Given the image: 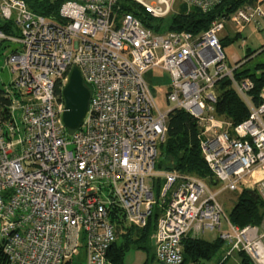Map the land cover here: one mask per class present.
Returning <instances> with one entry per match:
<instances>
[{"label":"built area","instance_id":"obj_1","mask_svg":"<svg viewBox=\"0 0 264 264\" xmlns=\"http://www.w3.org/2000/svg\"><path fill=\"white\" fill-rule=\"evenodd\" d=\"M130 1L153 19L171 9V0ZM118 2L63 0L57 22L22 0H0V20L17 30L0 31V44L14 46L5 58L14 79L0 89V249L7 264H79L81 251L85 264H113L112 213L142 228L155 206L157 263L182 264L183 240L208 231L227 247L225 257L239 253L249 264H264L263 224L232 225L203 180L155 169L168 114L180 109L196 121L203 160L223 190L251 191L264 203V86L255 106L247 97L252 82L234 78L238 65L227 66L219 38L226 26L233 35L247 26L264 32V0L219 17L199 35L154 33L120 13ZM179 2L207 12L222 0ZM75 66L90 96L81 126L71 132L61 123V92ZM152 70L169 77L172 108L165 113L144 78ZM222 79L248 109L236 125L215 115ZM155 179L163 180L158 201Z\"/></svg>","mask_w":264,"mask_h":264},{"label":"trees","instance_id":"obj_2","mask_svg":"<svg viewBox=\"0 0 264 264\" xmlns=\"http://www.w3.org/2000/svg\"><path fill=\"white\" fill-rule=\"evenodd\" d=\"M28 10L47 19H55L60 22L58 10L63 0H22ZM256 0H222V2L207 12L196 8L186 9L179 7V11L164 19H153L146 15L142 8L130 0H119L120 13H130L138 18L143 26L154 33L163 34L168 32H186L199 35L206 31L210 24L222 16H227L243 6H250ZM0 31L5 35H17V30L11 22L0 20ZM238 35L231 38L225 36L221 39L224 49L227 44L238 40ZM5 45L0 44V48ZM264 48V46L262 47ZM254 52L247 51L245 60L252 57ZM1 56V54H0ZM241 67V66H240ZM240 67L234 70L233 76L237 80L249 79L252 90L247 94L249 100L257 106L258 95L264 86V64L257 65L254 73L249 70L241 71ZM217 101L215 115L217 118L236 125L248 116V109L242 99L231 88L230 82L222 79L217 83ZM60 95V89L57 90ZM2 102H6L2 100ZM4 111V109H3ZM3 117V115H1ZM165 142L159 148V158L155 169L159 172L176 171L181 175L193 176L203 180L210 189L218 186L207 168L199 148L198 135L200 129L196 121L185 111L174 109L168 114ZM163 180L155 179V198H158L159 189ZM237 194L235 203L227 214L229 222L237 227L246 225L258 226L263 219L264 203L256 193L241 190ZM110 220L114 225L115 242L109 252V259L113 264H123L125 253L129 249L142 251L146 255L143 264L154 261V254L150 245L152 235L155 232L156 222L160 215V209L155 206L142 228L132 227L126 224L121 213L114 211ZM223 242L218 238L211 243L199 239H185L182 242V264H199L200 261L210 260L218 253ZM241 264H249V260L242 254L237 255ZM156 261V260H155ZM157 262V261H156ZM0 264H7L6 258L0 249ZM66 264H72V260Z\"/></svg>","mask_w":264,"mask_h":264},{"label":"rangeland","instance_id":"obj_3","mask_svg":"<svg viewBox=\"0 0 264 264\" xmlns=\"http://www.w3.org/2000/svg\"><path fill=\"white\" fill-rule=\"evenodd\" d=\"M52 1V0H51ZM146 3H151V0H145ZM170 12L166 15L167 18L173 14L178 13L180 2L179 0H171L170 3ZM264 8V4H263ZM191 9V8H186ZM264 32H256L252 26H247L244 31L238 35V40L227 44L224 48V53L226 55L227 66L232 68L234 65H238L241 71L249 70V73H254V69L257 65L264 64ZM229 36L230 38L233 36V30L230 26H226L224 31L219 34V38H223ZM13 45H7L5 49L2 47L0 48V89L7 88L13 81L14 76L10 72V68L5 63V58L9 55L11 50H13ZM254 52L253 56L250 57L248 60H245L246 52L247 51ZM145 81L150 88L154 103L157 109L161 113H165L169 109L172 108V105H168L166 102V94L168 92V84H169V77L167 73L160 71V70H152L145 75ZM217 92V91H216ZM202 155V154H201ZM223 185L218 184V186L213 189V191L217 192V201L222 205L224 216H227L229 210L235 203V198L237 194L228 192L223 190ZM155 195V193H154ZM158 201V198H155ZM221 232H227L228 229L226 227V223L224 218H221ZM264 225L263 219L261 220L260 224ZM217 236L216 232H205L203 235L198 237L199 240H202L207 243H211L215 240ZM239 253L232 254L224 264H236ZM242 255V254H241ZM221 257V252H218L214 255L210 260L200 261L199 264H215L216 260H219ZM146 255L142 251L129 249L123 259V264H143L145 262ZM78 263L85 264L84 255L81 251L78 256ZM149 264H159L155 260L149 262ZM191 264V263H187Z\"/></svg>","mask_w":264,"mask_h":264},{"label":"water","instance_id":"obj_4","mask_svg":"<svg viewBox=\"0 0 264 264\" xmlns=\"http://www.w3.org/2000/svg\"><path fill=\"white\" fill-rule=\"evenodd\" d=\"M61 96L64 110L60 116L61 123L68 131H76L82 124L88 108L90 92L84 84L78 67H72L68 79L62 89ZM154 254V241L150 243Z\"/></svg>","mask_w":264,"mask_h":264},{"label":"crops","instance_id":"obj_5","mask_svg":"<svg viewBox=\"0 0 264 264\" xmlns=\"http://www.w3.org/2000/svg\"><path fill=\"white\" fill-rule=\"evenodd\" d=\"M264 4V3H263ZM226 36V35H225ZM215 239H217V236L215 237ZM227 250V247L223 244V246L220 248V250L218 252H221V257L219 258V260L215 261V264H224L225 261H227L228 258L232 257H225V252ZM216 255V254H215ZM236 264H241L240 260L237 259V263Z\"/></svg>","mask_w":264,"mask_h":264}]
</instances>
